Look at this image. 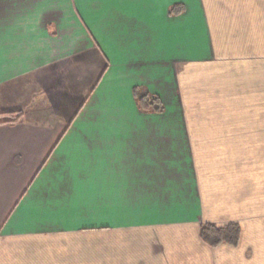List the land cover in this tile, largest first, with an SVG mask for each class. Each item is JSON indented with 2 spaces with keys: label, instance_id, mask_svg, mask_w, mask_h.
Instances as JSON below:
<instances>
[{
  "label": "crops",
  "instance_id": "0c3cea01",
  "mask_svg": "<svg viewBox=\"0 0 264 264\" xmlns=\"http://www.w3.org/2000/svg\"><path fill=\"white\" fill-rule=\"evenodd\" d=\"M18 109L0 264H264V0H0ZM231 222L237 245L199 234Z\"/></svg>",
  "mask_w": 264,
  "mask_h": 264
},
{
  "label": "trees",
  "instance_id": "16d2710c",
  "mask_svg": "<svg viewBox=\"0 0 264 264\" xmlns=\"http://www.w3.org/2000/svg\"><path fill=\"white\" fill-rule=\"evenodd\" d=\"M182 10L177 6L171 9V12L179 13ZM134 95L139 108L144 112H163L165 105L161 97L143 86H135ZM24 116L23 110L0 111V123L18 122ZM241 226L239 223L231 222L224 226H218L214 223H204L201 226V237L210 245L218 246L223 243L237 245L241 237Z\"/></svg>",
  "mask_w": 264,
  "mask_h": 264
},
{
  "label": "rangeland",
  "instance_id": "374dc122",
  "mask_svg": "<svg viewBox=\"0 0 264 264\" xmlns=\"http://www.w3.org/2000/svg\"><path fill=\"white\" fill-rule=\"evenodd\" d=\"M102 74H103V73H102ZM102 74H101V75H102ZM99 78L101 79V76H100ZM98 82H99V80H98ZM98 82H97V83H98ZM95 84H96V83H95ZM83 106H84V104H83ZM83 106H81V107L79 108V110H78V114H79V112H80V110L82 109ZM157 113H162V112H157ZM200 235H201V234H200ZM202 239H203V238H202ZM203 240H204V239H203ZM204 241H205V240H204ZM205 242H206V241H205ZM206 243H207V242H206ZM209 246H211V245L209 244Z\"/></svg>",
  "mask_w": 264,
  "mask_h": 264
}]
</instances>
